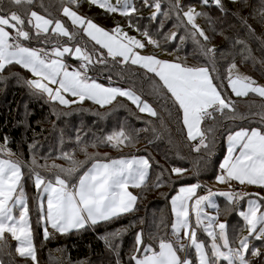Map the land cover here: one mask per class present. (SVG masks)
Listing matches in <instances>:
<instances>
[{
  "label": "snow or ice",
  "instance_id": "1",
  "mask_svg": "<svg viewBox=\"0 0 264 264\" xmlns=\"http://www.w3.org/2000/svg\"><path fill=\"white\" fill-rule=\"evenodd\" d=\"M87 2L102 9L105 15L126 18L127 27L139 33L143 39L128 35L119 21L106 29L80 14L74 10L80 7L79 0H58L54 5L57 15L47 9L45 14L32 10L34 0H0V73L9 70V66H19L30 74L25 84L32 94L46 98L54 106L58 103L68 107L89 100L100 108L110 106V111L117 106L114 101L124 98L139 113L160 120L163 126L162 113L144 98L142 92L135 90L134 83L131 87L106 86L89 74L98 65L105 68L137 66L146 70V73L153 74L146 78L151 94L158 98L169 117H172L174 110L175 118L186 132L190 150L207 154L195 162L196 173L202 161L212 155L220 120L225 117L237 118L236 104L230 95L239 98L253 93L261 98L264 109V85L258 84L251 76L234 73L236 63L228 65L226 84L225 77L213 75L217 53L221 56L224 53L211 44L212 38L196 23L197 17L204 13L196 11L195 6L185 8L181 0H168L164 8L162 0H140L143 8L151 9L150 21L174 15L177 21L174 27L178 31L167 34L165 39L178 38L183 42L186 36L179 35V30L183 29L198 46L200 55L205 59L204 66H188L183 62L160 59L154 53L143 54L148 45L160 47V43L147 27L133 24V14L139 10L133 0ZM229 2L239 5L237 13L233 15L249 33L254 34L247 18L238 15L243 8L250 7L248 0ZM200 3L207 5L208 0H200ZM212 3L227 14L222 0H212ZM44 7L41 4V8ZM250 15L255 18L254 13ZM260 15L264 17V0H261ZM163 26L161 19L160 27ZM84 37L87 39L81 43ZM225 40H232L234 47L239 46L242 57L251 58V49L246 41L230 37H225ZM33 41L42 47L29 46ZM69 60L73 63H68ZM108 79L111 82L112 77ZM228 89L230 94H227ZM68 96L74 99L66 98ZM54 114L59 116L66 113L54 110ZM144 123L148 126L143 129L121 123L117 130L93 136L92 139L82 137L77 129L74 138L76 148L73 151L61 149L56 157L65 164H49L48 157L38 159L34 143L28 146L27 160L13 159L15 154L7 147L5 137L3 144H0V255H12L10 237L15 241L14 252L18 257L26 264L28 261L39 264L25 191L26 181H31L35 189L37 227H42L43 239L47 241L56 234L86 231L101 222L118 220L125 214L135 212L137 201L142 197L129 189L143 191L147 188L154 166L159 172L151 187L160 188L185 178L187 169L180 166L165 168L150 154L129 153L113 159L107 153L101 157L99 152L88 151L89 148L104 146L122 152L123 148L135 147L140 132L151 131L153 137H157L153 122L145 119ZM261 124H264V111L261 113ZM77 149L84 154V160L75 158ZM214 179L226 185L227 190L206 188L205 194L201 195L198 193L202 187L199 182L180 185L170 198V233H160L163 218L159 223L154 220L155 232L149 230L145 234L144 228L136 231L127 264H257L252 258L264 257V252L253 243L260 241L264 245V127H240L228 132L226 154L219 162ZM234 183L238 187H233ZM248 186H254L259 191L244 190ZM216 197H222L226 202L223 214L227 216L235 211L242 225L233 227L226 219H219L221 208ZM244 200L246 206L241 208V201ZM140 223H145L143 218ZM126 230L116 229L101 237L105 246L115 254L114 264H122L120 246L114 241ZM198 231L206 236L207 242L198 236ZM244 231L247 235H239Z\"/></svg>",
  "mask_w": 264,
  "mask_h": 264
},
{
  "label": "trees",
  "instance_id": "2",
  "mask_svg": "<svg viewBox=\"0 0 264 264\" xmlns=\"http://www.w3.org/2000/svg\"><path fill=\"white\" fill-rule=\"evenodd\" d=\"M227 9V14L221 12L212 1L208 0L207 5L199 4V12L204 15L197 17L205 33L210 36L211 44L216 45L224 53L223 56L217 53L216 71L213 75L219 74L225 77L224 83H227V65L233 59L242 67L249 76L256 82L264 81V17L260 15L261 0H248L250 7H245L238 12L239 16L247 18V23L254 29V34L249 33L248 29L237 19L236 15L239 5H233L229 0H222ZM58 0H34L32 10L45 14V9L57 15V9L54 7ZM41 4L45 7L41 8ZM250 13H254L253 18ZM84 14V13H83ZM84 15L92 18L89 14ZM181 34L186 35V39L178 48L180 62L188 66H204L205 59L200 55L198 46L181 29ZM222 33V34H221ZM225 37L232 39L240 38L248 44L251 49V58L242 57L239 53V46H233L232 40H225ZM79 39V38H78ZM87 38L84 37L81 43ZM40 44L33 41L29 46H38ZM91 47V44H89ZM173 47V46H172ZM211 68V65H208ZM139 75H133V73ZM123 73V75H121ZM146 70L137 66H116L105 68L98 65L89 74L114 86L131 87L134 83L135 90L142 92L158 112L162 113L163 126L160 120L148 117L147 114L139 113L135 106L124 98H118L113 103L117 106L109 111L110 106L100 108L92 101L85 100L82 104H72L68 107L53 105L46 98H41L32 94L29 87L25 84V79L29 78V73L19 66H9V70L0 73V143L3 144L7 137V147L15 154L13 159L27 160L29 156L28 146L35 144L38 159L48 157V163L65 164L61 159H57L61 149L64 151H73L76 148L75 136L77 129L81 131L82 137L92 139L93 136H101L117 130L121 123L135 128L143 129L147 127L144 120H151L155 125L158 136L153 137L152 132H140L139 140L135 144L140 149L137 155H151L155 161L165 168L171 166H180L188 171L183 179L175 183H168L160 188L151 187L155 182V175L159 169L155 166L152 170V176L149 180V186L143 191L133 188L134 194L142 197L137 201V210L130 214H125L118 220L110 222H101L93 228L86 231H73L66 235L56 234L51 239H43L42 227H37V214L34 203L35 189L31 181L25 182V189L28 196L29 208L31 212L32 226L34 230V243L37 250L39 264H114L115 254L105 246L102 236L105 233L120 228L127 230L118 237L114 243L119 245L122 264H127L128 257L132 252L134 233L141 228L145 229V234L149 230L155 232L153 222L159 223L161 218L164 224L161 225L160 233H170L171 230V206L170 198L178 185L198 181L201 185L208 184L214 179V175L219 169V162L226 149L225 137L229 131L237 130L240 127H264L261 124L262 109L261 98L253 93L247 97H235L230 95L236 104L237 118L235 120L225 117L220 120L216 132V142L212 146V155L202 161L199 172L196 173L194 165L200 157H206L207 154L201 151L197 154L190 150L189 143L186 141V132L182 129L180 122L175 118L173 110L172 117L168 116L166 110L161 107L158 98L153 96L149 84L146 82ZM111 76V82L108 77ZM124 77H127L125 79ZM158 79V78H157ZM230 94V89L227 90ZM26 103L27 114L22 116L21 106ZM122 104V106H121ZM66 113L57 116L54 114ZM101 113L103 115H97ZM141 117L143 119H141ZM63 138V144H61ZM149 140L152 142L149 143ZM171 141V143L169 142ZM132 148H123L122 152L111 147L89 148V152H99L103 157L104 151H109L108 157H120L122 154L131 153L127 151ZM132 154V153H131ZM77 160H84L85 156L78 149L74 152ZM167 155V160L165 159ZM41 163L44 161L41 159ZM87 166V165H86ZM27 176V170H25ZM175 180V177H173ZM143 202L146 207L138 213ZM241 202V205H243ZM154 206V211L151 207ZM163 212L162 216L160 212ZM143 218L145 223L141 224ZM131 225V226H129ZM260 242V241H259ZM12 246V255H0L2 264H26L14 252V242L10 241ZM261 245V243H259ZM262 248V245H261ZM264 252V249H261ZM257 264H264V257L252 258ZM27 264H31L30 261Z\"/></svg>",
  "mask_w": 264,
  "mask_h": 264
},
{
  "label": "rangeland",
  "instance_id": "3",
  "mask_svg": "<svg viewBox=\"0 0 264 264\" xmlns=\"http://www.w3.org/2000/svg\"><path fill=\"white\" fill-rule=\"evenodd\" d=\"M210 1H212V0H210ZM112 2L115 3V0H112ZM133 2L136 4L137 8L139 9L137 13H134L133 14V24L134 25H137L138 24L142 28L143 27H147L152 32L153 38L154 39H157L159 41V43H160V47H153L151 45H148L147 48L144 50L143 54H153L154 53L160 59H166V60H169V61H177V62H180L179 56L181 54L178 53V48H179V50L182 49L181 46H180V44L182 43V41H180L178 38L176 40H166L165 39V36L167 34L171 33L172 31H178L174 27V25L177 23V21L175 20L174 15L171 18H163V17H160L156 21H150L148 19V17L151 14V9H145V8H143L141 6V4H140V0H133ZM79 3H80V7L78 9H74V10H77L80 14L87 13L90 16H93V18H94L93 20L97 24L105 27L106 29H109V28H112L114 26V24H115L116 21H119L121 23V25L124 26V31L127 32L128 35H130V36H136L139 39H143V37L140 36L139 33H137L136 31H134L133 29H130V28L127 27V19L126 18H121L118 15H105L102 9H99V8H97L95 6L89 5L88 2H87V0H79ZM167 3H168V0H162V7L166 8L167 7ZM181 3L185 6V8H187V6H189V5L195 6L196 11L199 12L200 0H181ZM161 19H163V21H164L163 28L160 27V20ZM197 19H196V23L198 25H200V22ZM200 27L202 28L201 25H200ZM179 35H185V34H181V32H179ZM35 47H42V45H38V46H35ZM68 63L71 64V63H73V61L69 60ZM230 63H236V62H235V60L232 59L228 63V65ZM228 65H227V69H228ZM233 71H234V73L235 72H239V74H241V75H247V76H249L247 74V72L242 67H240L238 64H237V68L234 69ZM29 78H30V74H29ZM98 82H100L102 84H105L106 86L109 85L108 82H103L101 80H98ZM257 83L258 84H261V85H264V81H262V80L258 81ZM111 86H114V85H111ZM66 98L74 99L71 96H68ZM21 110H22V113H23L22 116L23 117L26 116L27 109H26V103L25 102L22 103ZM226 138H227V135L225 137V144H226ZM0 144H2V143H0ZM127 151H130V152L132 151L131 153L132 154H135V155H137V154L140 153L139 152L140 149L139 148H136V147L133 148V149H129ZM103 153H109V151H104ZM225 154H226V149H225V152H224L223 156ZM223 156H222L221 161L223 160ZM118 158H120V157H114L113 159H118ZM197 182L198 181L192 182V183H197ZM186 184H189V183H186ZM179 186L180 185H178L177 189L174 191V193L172 195H174L176 193V191L178 190ZM206 188H211L214 191L227 190V186L226 185H222V184L217 183L215 181V179H213L212 181H210L208 184L202 185V187L200 189H198V193L201 194V195L205 194ZM132 189L133 188H130L129 190L133 192ZM25 191H26V189H25ZM246 191H248V192H256V191H259V190H257V189H247ZM33 196L35 197V193H33ZM215 199H216L218 205L221 208V215L219 217L220 220H225L226 219L228 221V223L231 226H233V227H235L237 225H242L243 222L238 217V215L236 214L235 211L231 212L227 216H225L223 214V209L225 207V203L226 202L224 201V199L222 197H216ZM146 204H147L146 202H143L142 203V205H141L142 208L139 209L138 213H140V212L143 211V208L146 207ZM169 204H170V201H169ZM245 206H246V200H245V202H243V205H241V208H243ZM153 207L154 206H152L151 209L154 211V208ZM206 211L211 212L212 210L211 209H206ZM162 214H163V212L161 211L160 212V215L162 216ZM42 231H43V229H42ZM49 231L51 232V229H49ZM239 235H247V232L246 231L240 232ZM198 236L201 239H204L207 242V238H206V236L202 232H199L198 231ZM9 239H10V241H12L10 237H9ZM12 242H14V246H15V241H12ZM253 243H255L256 246H257V248H260V250L261 249H264V245L261 244L262 245V248H261V245L259 244L261 242H259V241H253ZM194 258L195 257H194V252H193V259Z\"/></svg>",
  "mask_w": 264,
  "mask_h": 264
},
{
  "label": "crops",
  "instance_id": "4",
  "mask_svg": "<svg viewBox=\"0 0 264 264\" xmlns=\"http://www.w3.org/2000/svg\"><path fill=\"white\" fill-rule=\"evenodd\" d=\"M233 187H238V185H236L235 183L233 184ZM247 189H257V190H259L258 188H256V187H254V186H248L246 189H244V190H247ZM244 202H245V200H244Z\"/></svg>",
  "mask_w": 264,
  "mask_h": 264
}]
</instances>
